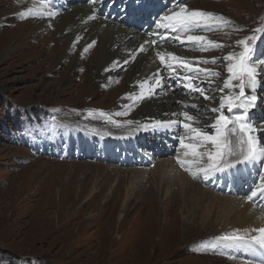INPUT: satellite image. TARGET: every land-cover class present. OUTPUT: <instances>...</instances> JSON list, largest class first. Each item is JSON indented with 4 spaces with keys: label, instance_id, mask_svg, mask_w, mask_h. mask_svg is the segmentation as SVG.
Masks as SVG:
<instances>
[{
    "label": "rangeland",
    "instance_id": "obj_1",
    "mask_svg": "<svg viewBox=\"0 0 264 264\" xmlns=\"http://www.w3.org/2000/svg\"><path fill=\"white\" fill-rule=\"evenodd\" d=\"M196 1L198 6L202 5L198 9H209L233 22L211 37L225 47L213 48L215 52L210 53L197 45L189 51L193 59L215 55L219 60L215 69L220 76L210 78L214 84L206 92L215 98L192 100L206 111L189 113L201 123L211 124L216 114L208 109L210 105L219 106L217 89L228 75L227 61L221 58L241 51L236 41L252 35L250 28L262 24L264 0H184L183 3L188 2L187 7L193 9ZM81 2L72 5L85 4L84 0ZM28 8L40 9L31 0H0V42L8 36L12 38L5 48L21 46L41 32L37 30L45 16L19 15ZM135 14L141 17L138 11ZM51 30V27L45 29L49 35ZM47 36L41 35L38 43L29 41V46L13 58L4 60V50L0 51V264H259L244 259L246 255L252 257L241 247L246 242L231 245L229 250L228 241L222 239L237 229L247 230L249 236L257 235L254 230L264 227V212L244 195L253 181L248 170L234 171L231 194L212 190L198 180L204 178L202 175L194 177L179 165L177 156L192 157H185L181 146L180 150L176 147L175 137L165 145L160 142L164 140L160 137L164 132L145 133L140 125H135L139 127L133 141L145 146L142 151L152 156L153 167L122 159L97 161L85 152L77 156L76 144L93 140L102 145V140L107 138L106 144L110 138L134 128L136 115L150 109L145 108L146 97L137 107L115 109L119 106L116 95L123 91L121 82L127 85L134 75L127 67L118 79H110L108 83L100 80L96 84L94 81L90 84L82 76L83 69L79 70L65 84L72 85L67 90L71 92L60 95V89L65 88L59 81L60 73L65 68L49 75L53 61L43 68L39 66L50 50L58 46L49 42L46 54L35 57V51H42L44 44L52 39ZM75 46L72 52L78 50ZM257 58L264 59V50ZM166 86L156 88L153 97H168L170 104L164 109L175 113L176 108L180 109L177 100L187 97ZM47 89L54 93L45 94ZM261 91L258 94L261 99L254 106L257 118L252 120L257 128H264V89ZM56 106L59 111L54 110ZM121 112L127 114L117 115ZM119 121L132 123L119 128L124 127L116 123ZM94 131L97 138L92 134ZM105 144L102 148L108 151ZM118 145L134 153L130 142ZM138 157L141 155L137 152ZM204 163L206 160L201 166ZM163 188L168 191L167 197L161 195ZM128 190L131 196L126 199ZM246 205H250V211ZM171 206L173 210L168 209L165 215L166 207ZM251 245L248 243L247 249ZM258 254L256 251L253 255Z\"/></svg>",
    "mask_w": 264,
    "mask_h": 264
},
{
    "label": "snow or ice",
    "instance_id": "obj_2",
    "mask_svg": "<svg viewBox=\"0 0 264 264\" xmlns=\"http://www.w3.org/2000/svg\"><path fill=\"white\" fill-rule=\"evenodd\" d=\"M177 7L178 10L158 17L159 23L156 25L158 29H163L165 33L176 34L174 37L162 36V39L174 38L180 43H193L198 45L200 50L205 51L210 48L225 47V45L210 40L204 35H192L190 33L226 28L233 24L231 20L209 11L190 10L182 0H177ZM19 15L26 18L29 16H52L54 13L28 8L27 11L21 12ZM89 19H94V16H90ZM256 33L264 36V26L254 29L253 35L236 41L237 46L241 47V51L230 52L221 58L228 62L225 68L228 75L217 89L220 93L219 106L208 109L209 112L216 114L211 124L198 127L196 126L199 123L198 118L185 111L179 114L173 113L174 116L178 115L181 119L157 120L151 122L150 125L143 126L145 130L150 127L153 131L174 127L182 128L185 135H178L177 139L183 149V155L192 157V159H181L180 156H177V162L194 177L202 175L208 179L218 174L234 173V170L241 165L256 162L264 165V139H262L264 128H257L250 115L257 99V89L264 87V80L261 79L264 76V61L254 59L255 43L260 38ZM94 43L88 47L94 46ZM152 43H156V41H152ZM87 50L86 48L85 51ZM141 51H143V47H141ZM157 57L172 78L180 80L188 90L199 92L204 99L215 98L208 96L202 85L206 83L211 88L214 81L210 78L218 77L220 73L212 69L201 68L199 65L202 63L215 64L217 58L214 57L210 60L187 59L171 52H157ZM153 76L151 81L140 82V93L127 94L126 98L132 100V104L127 105L126 108H131L135 103L145 98L142 91L145 84L148 85L150 95L155 93L156 88L163 85V77H159L158 73L153 74ZM201 77L204 79H200ZM190 107L196 108L197 106L191 105ZM125 114L127 113H117V115ZM108 119L111 121V116H108ZM116 123L119 124V122ZM126 123L131 124L132 121ZM205 160L206 163L201 166V162ZM193 165H196L195 170ZM257 179L258 184L247 197L250 201L258 196L264 197V175L258 176ZM254 231L258 234L249 236L246 230L243 235H240L237 229L222 239L232 243H253L264 250V227H259Z\"/></svg>",
    "mask_w": 264,
    "mask_h": 264
},
{
    "label": "bare ground",
    "instance_id": "obj_3",
    "mask_svg": "<svg viewBox=\"0 0 264 264\" xmlns=\"http://www.w3.org/2000/svg\"><path fill=\"white\" fill-rule=\"evenodd\" d=\"M81 1L82 0L56 1L57 10H53V11L48 10V7L43 5L42 3L38 4L40 9H37V10L43 11V12H52L54 13V15L49 16L48 18L44 20H42L43 19L42 18L41 25L38 27V30H37L41 32H39V34L34 36L33 38L28 39V41H25L21 46H18L12 49L5 48V45L7 44L8 39H12V38L9 36H8L9 38L8 37L4 38L3 41L0 42V45H1L0 51L4 50L3 59L5 60L8 58H13V56H16L17 53L24 51L29 46V41L32 44L38 43L37 41L39 40L41 35L47 34L48 35L47 37L49 38V36L53 33L52 34L53 37L50 36V38L52 39H50L49 41L46 40L47 42L45 41L46 43L44 44L42 51L39 50L40 53L37 50L35 51V57L36 59H38V58L43 57L46 54V49L49 47V42L52 43L53 41L58 46V48L55 47V49L50 50L48 54V58L43 59V61L39 63V66L42 67V66H46L47 63L50 64L49 62L50 60L53 61L54 64L52 68H50V71L48 72L49 75H55L57 74L59 68H62V67L65 68V70L62 73H60L61 78L59 80L62 86H65V88L60 89V92H58V89H57L55 92L56 93L58 92L60 95L70 93L71 91L69 92L67 90H70L72 85L71 84L65 85V84H67L68 80H71V78L74 77L76 75V72L79 70L83 69L82 71L84 73L82 76L84 77V79L86 78V80L89 81L90 84L93 81L96 84L98 82L101 83V81H103L104 83H108L110 79H115V78L118 79V77L124 73L123 72L124 68L127 67L128 70H131L132 72H134V75L127 85L125 81L121 82L122 83L121 89H123V91L121 90L122 92L116 95V102L119 103V106H117L118 108H115V109L121 110L123 107H126L127 105L132 104V100L126 98L127 94L129 93L138 94L141 92V88L139 86L140 82L151 81L154 78L153 74H156V73H158L159 77H163L165 79V73L163 72L158 62L156 61V57L154 54L155 46L158 48L164 49L166 51H169L171 53H174L175 55L181 56L183 58H187L190 56L189 54H187L186 50L174 48L172 45L159 44V45L153 46L151 44L150 39L147 37L146 33L142 32L143 30H138L135 27H129L126 25L124 21L121 23H116L113 19L105 18L104 15L106 13V9L103 8L102 6H98L99 10L101 11V14L97 15L93 12V7L86 4V1L88 0H84L85 4L77 3V4L72 5V3L81 2ZM91 2H93V5L97 4V0H91ZM154 2L155 0L153 1V3ZM197 4H198V1H196L193 7L197 9L202 7V5L198 6ZM206 11H209V9ZM90 16H94V19H89ZM137 16L140 17V15H137ZM50 27L52 28L53 31L51 30L50 32L51 34L49 35V32H46L45 29L50 28ZM217 30L213 31L212 33H207V34L197 33L196 35H204L208 39L210 37V40L216 41L211 37H213V34L216 33ZM93 42H95L94 46L88 47L89 45H92ZM216 42H219V40L217 39ZM76 44H77L78 50L76 52H72L73 47H76L75 46ZM141 47H143V51H141ZM86 48L88 49L87 51H85ZM214 52L215 50H213L212 48L210 50V53H214ZM216 56L218 55L216 54ZM225 56L227 55L224 54V57ZM211 57H215V55H212ZM216 64L217 63H215L214 65ZM53 83H55V81ZM166 83H167L166 80H163L162 86H164ZM116 84H117V81H116ZM44 91H45L44 93L48 95L54 93V90L49 91L47 89ZM142 91L144 93V96L146 97L145 108H149L150 111H144L143 113H139V115H136V117L138 118H135V119L133 118L134 119L133 126L135 125L144 126V125H148V123L150 122L157 121V120L166 121V120L179 119L178 115L177 116L173 115V112L171 109H164L165 106L170 104L168 102V97L165 96V97H161L160 99H158L157 97L156 98L153 97L155 93L151 95L148 93L147 84H145ZM182 101L184 102V101H192V100H190L187 97V98H184ZM138 103H135L133 106L137 107L138 105H140ZM141 107L142 105L140 106V108ZM210 108H215V106L210 105ZM54 110L59 111L60 108L56 106ZM181 111H183V109H181ZM181 111L178 108L175 109V113L177 114L179 112L181 113ZM111 115H114V114L111 113ZM118 125L124 126V127H119L117 125H114L113 127L115 126L119 128L127 127L126 123L120 122V121ZM197 125L203 126L207 124L200 123ZM156 131L163 132V130H156ZM186 159H190V158H186ZM161 182L162 180L160 181V184H162ZM130 191L131 190L127 191L125 195L126 199L127 198L129 199V197L131 196ZM161 195H163L164 197H167L168 191L163 188ZM216 195H220V194H216ZM163 196H160V197L163 198ZM173 200L177 202V199H173ZM125 202L126 201H124V203ZM245 208L248 211H250V205H246ZM168 209L172 211L173 207L172 206L166 207L165 215L167 214ZM121 215L123 214H120V216ZM239 232L245 233V231L243 230Z\"/></svg>",
    "mask_w": 264,
    "mask_h": 264
}]
</instances>
